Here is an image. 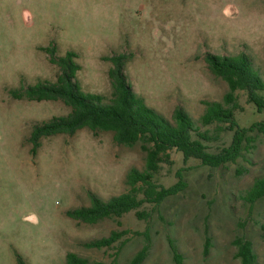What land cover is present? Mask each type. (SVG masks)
Returning a JSON list of instances; mask_svg holds the SVG:
<instances>
[{
	"label": "rangeland",
	"instance_id": "1",
	"mask_svg": "<svg viewBox=\"0 0 264 264\" xmlns=\"http://www.w3.org/2000/svg\"><path fill=\"white\" fill-rule=\"evenodd\" d=\"M56 45L58 56L79 55L77 78L86 94L112 98L106 60L130 55L126 74L135 93L165 118L182 107L200 123L204 101L222 102L228 84L214 76L207 53L248 55L264 79V0H0V264H66L69 252L90 261L131 264L146 243L143 264H241L236 242L253 243L264 264V199L254 205L243 196L264 176V133L252 134L243 156L221 168L184 163L171 152L156 180L170 187L182 172L187 188L161 205L96 225L78 223L66 212L89 206V192L104 200L129 191L131 168L144 170L141 145H118L110 132L95 136L83 129L74 136L42 140L31 153L33 127L69 114L62 102L19 101L11 91L39 81L55 82L58 68L42 48ZM242 128L264 121L238 92ZM213 129V128H211ZM224 132L213 150L231 141ZM118 221L121 226H118ZM128 234L110 250L83 244L112 231Z\"/></svg>",
	"mask_w": 264,
	"mask_h": 264
},
{
	"label": "trees",
	"instance_id": "2",
	"mask_svg": "<svg viewBox=\"0 0 264 264\" xmlns=\"http://www.w3.org/2000/svg\"><path fill=\"white\" fill-rule=\"evenodd\" d=\"M49 56L51 64L58 68L55 82L39 81L34 85L21 86L11 91L14 99L29 102H62L70 109L69 114L37 124L30 136L31 153L37 156L42 140L58 135L74 136L80 130L88 129L95 136L99 132H110L118 145L134 147L141 145L145 153V168H131L126 176L128 192L104 200L89 192L91 204L66 212L67 217L87 225H96L104 220H117L135 212L140 220L149 215L142 211L145 205H161L167 199L177 196L187 188L184 174H177L178 182L170 187L160 185L156 177L164 164L171 163V152L182 154L184 163L197 160L202 166L221 168L235 164L242 156L247 145L253 142L252 134L264 133V121L242 128L236 118L241 110L238 92H244L248 102L259 113H264V79L256 71L251 58L244 54L240 57H221L207 53L205 61L210 72L224 80L229 87L224 100L204 101L205 112L196 125L193 118L182 107H177L172 120L165 118L150 108L145 100L138 96L126 74L130 55L119 54L107 58L112 63L108 76L112 87V98L83 92L77 75L82 70L78 63L79 55L68 51L58 56L56 45L42 48ZM213 128V129H211ZM231 133V141L216 151L211 142L218 141L222 133ZM243 199L254 205L264 199V176L257 178ZM118 226L121 222L118 221ZM128 231H112L109 236L83 244L86 249L110 250L120 243ZM123 244L122 242L120 243ZM235 257L241 264H262L258 260L253 243L240 239L236 242ZM177 264L183 259L173 246ZM150 244L133 257L131 264H143L149 254ZM18 264H27L17 254ZM66 264H113L103 261H90L76 253L69 252Z\"/></svg>",
	"mask_w": 264,
	"mask_h": 264
}]
</instances>
